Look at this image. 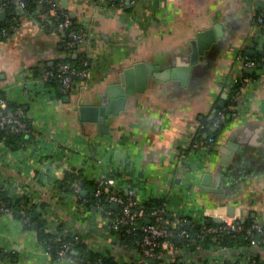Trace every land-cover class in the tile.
Listing matches in <instances>:
<instances>
[{
	"label": "crops",
	"instance_id": "0c3cea01",
	"mask_svg": "<svg viewBox=\"0 0 264 264\" xmlns=\"http://www.w3.org/2000/svg\"><path fill=\"white\" fill-rule=\"evenodd\" d=\"M54 2L83 29L86 42L66 51L61 34L32 26L17 6L18 29L0 42V89L7 101L25 105L35 132L18 150L0 144V188L6 182L15 196L47 206L60 222L51 226L42 219L51 234L77 232L86 251L111 256L118 264L128 263L137 250L120 251L118 231L105 213L81 206L73 193L61 190L64 170H77L89 181L110 179L139 204L163 199L169 218L231 217L226 210L234 206L233 216L264 221V59L243 65L244 58L264 52L251 10L256 0H138L121 8L109 7L107 0ZM217 23L221 34L190 64L191 40ZM79 53L93 62L87 89H43L29 82L32 96L26 93L29 70ZM134 64L143 68L133 72L134 90L110 119L108 132L100 134L97 123L81 121L78 107L99 104ZM176 67L190 69L172 76L168 70ZM237 81L242 90L232 95ZM217 110L225 119L213 129L214 143L208 149L187 148L188 132ZM204 174L211 176L208 185L202 184ZM222 249L227 248L213 247L199 258L200 250L183 247L176 257L239 264L254 256L229 249L221 255ZM0 250L10 255L0 264H83L76 256L51 258L36 229L26 228L13 211L0 213Z\"/></svg>",
	"mask_w": 264,
	"mask_h": 264
},
{
	"label": "built area",
	"instance_id": "2783aa9c",
	"mask_svg": "<svg viewBox=\"0 0 264 264\" xmlns=\"http://www.w3.org/2000/svg\"><path fill=\"white\" fill-rule=\"evenodd\" d=\"M43 1V0H40ZM50 7L46 12L47 15L53 19L57 20L56 25L52 28L54 31L64 34H67V39L65 40L66 47H74L77 45H84L86 42V33L82 28H76L69 18L68 13L64 10L58 8L57 4L48 0ZM109 7L112 8H121L127 2L131 6H135L138 0H107ZM257 3H253L251 10L253 11L255 22L259 28L261 38L264 44V0H256ZM4 6L5 3H2ZM16 5L25 9V2L23 0H18ZM26 13V18L31 23L32 26L36 27L39 30L47 31L49 28L40 18H44L46 15H40L38 10L27 11L23 10ZM40 16V18H38ZM18 29V25H11L12 32ZM0 35L6 38L10 37L9 30L2 28L0 30ZM264 50V47H263ZM255 61L250 58H244L243 65L245 67L255 66ZM93 73V62L87 56L83 61L80 67L76 68L71 66L68 62H60L56 66V70L47 69L42 67L35 72L34 70H29L27 76V83L25 87L26 93L29 96H32L30 91L29 82H34L40 84L43 89L53 88L54 86L51 83H57L58 86L65 90H73L74 92H81L84 89L89 87L91 81V75ZM246 82V78H242ZM217 118L212 122L213 127H217L221 121L224 120L225 114L221 110L216 111ZM0 129L5 131V133L13 132L18 133L22 132L29 135L34 130L29 123L23 118V110L20 106L15 109L7 108V100L2 96L0 89ZM203 129V125L197 123L194 130L188 132L187 134V148L198 149L204 148L208 149L215 141L213 136L205 135L203 138H198L197 135L199 131ZM0 144L5 145V137L3 136L0 139ZM7 147V146H6ZM8 184L5 182L3 189L8 192L9 196H15L7 190ZM107 187H111L112 190L107 194V201L109 204L116 203L119 206L117 213H113L112 210L105 211V217L110 225V228L113 231H118L119 226H124L125 231L129 232L131 229L139 227L143 231V236L135 241L136 250L139 253V257L135 261H128V264H143L146 260H150L155 257L157 254L164 252L168 258L169 262H182L184 264H218L217 262L209 261L208 263H202L194 258L190 261H182L176 257V252H179L183 247L174 245L170 242L169 236L178 230L179 227L188 221L187 217L180 216L178 218H169V208L167 205L163 204L158 207H154L150 210H145L136 197L128 192L124 195L120 193L119 190L115 187L114 183L110 179H102L97 188L94 191V197L96 198L93 206L101 209L100 198L103 192H108ZM82 192L80 184L75 183L74 192L76 199L80 197ZM16 197H25L20 195ZM30 204H35L39 207V212L41 219L48 222L51 226L59 224L57 220L48 210L47 206L42 205V202L29 200L22 205L20 212L23 225L25 226L30 222V217L26 213V207ZM81 206L85 207L83 203H80ZM140 205V206H139ZM12 208L5 205V203L0 202V213H9L12 212ZM145 219H149V222H146ZM143 220V221H142ZM244 217H221V222L223 223L220 227H203L202 232L212 233L219 230H224L227 232H239L244 233V238L248 240L251 246L262 247L264 246V221H251L247 226L243 225ZM180 235L188 236V233L181 229L178 231ZM65 232H61L58 237V240H63L60 248L57 250L58 258L62 259H73L68 254L70 250L69 241L65 240ZM71 239L73 242L77 243L79 241L78 233H72ZM45 251L48 253L49 247H44ZM195 250H200V245H196ZM49 254V253H48ZM257 260L254 257L247 256L239 260V264H256ZM259 262L264 264V255H260ZM165 264V263H161ZM220 264V263H219Z\"/></svg>",
	"mask_w": 264,
	"mask_h": 264
},
{
	"label": "trees",
	"instance_id": "16d2710c",
	"mask_svg": "<svg viewBox=\"0 0 264 264\" xmlns=\"http://www.w3.org/2000/svg\"><path fill=\"white\" fill-rule=\"evenodd\" d=\"M25 2V10L28 12L38 10L40 15H46L44 18H38L42 19V21L45 23V25L52 29L56 23L57 20L49 17L47 15V11L50 7V4L48 0H23ZM54 1V0H52ZM16 2L18 0H0V12L3 10L5 12V18H0V30L2 28H6L9 30V33L12 34L11 25H18L17 21V5ZM2 3H5L3 6ZM65 11V10H64ZM74 26L76 28H81L79 25L75 24L73 22ZM62 35V45L67 49L66 51H69V49H73V47H66L65 40L67 39V34L60 33ZM6 37L0 35V42L5 41ZM264 45V44H263ZM76 48V47H74ZM85 53H79L76 56H71V54L67 55L64 58L58 59L52 66H46L47 69H54L56 70V66L58 63L62 62H68L73 67H80L82 64V61L86 58ZM252 60L258 61L260 58L264 59V52H257V54L253 57H249ZM36 68V67H35ZM42 68V67H41ZM40 67L35 69V72H38ZM54 87H58L57 83H51ZM241 82L237 81L235 85L232 87L231 93L232 95H235L237 92H240L241 89ZM20 106L23 110V118L31 125L29 118L27 116V112L25 109L24 104L14 103L7 101V108L9 109H15L16 107ZM217 118L216 113L210 114L207 118H202L199 120V123L203 125V129L199 131V134L197 135L198 138H203L205 135H210L215 138L216 132L213 131L214 128L212 126V122ZM225 119V118H224ZM227 119V118H226ZM215 130H218V127ZM5 137V145L9 147L11 150H18L19 148H23L27 143H29L32 139V132L27 136L25 133L18 132H8L5 133V131L0 129V139L2 137ZM99 181H89L82 177L79 171L74 169H66L63 171L62 177L58 180L59 187L63 192L66 193H73L74 192V185L75 183H79L81 190L85 191V194L82 195L80 193V197L78 199V203H83L88 209H91L93 207V203L95 201L94 197V191L97 188ZM108 192H103L100 198L101 203V211L105 212L107 210H111V204L107 201V194H109L112 190L111 187H107ZM121 194H125L124 192L120 191ZM28 201L26 197H16V196H9L8 192L0 188V202L5 203V205L12 208L13 212L15 214L20 213L19 211L22 208V205H25V203ZM164 204L163 199L159 198H152L147 201H144L141 203V207H143L145 210H150L154 207H158ZM44 205V204H42ZM139 205V206H140ZM100 210V209H99ZM118 211H113V213H117ZM26 213L30 217V222L25 225L26 228L29 229H36L38 235H39V241L40 243H43L44 247H49L48 253L50 254L51 258H58L57 250L60 248V245L63 240H58V237L56 235L51 234L50 231L46 230L45 223L41 219V215L39 212V207H37L35 204H30L26 207ZM143 221V220H142ZM252 219L250 217L244 218L243 225L247 226ZM222 222H207V218H204V220L200 222L191 221V222H185L182 224L178 230H174V232L169 236V240L171 243L177 246H183L186 245L188 247L190 252L196 251L195 247L196 245H200V256L201 258L204 254L209 253L211 248H227L233 252H235L238 255H244L246 252L244 250L252 247L248 240L244 238V233L242 231L239 232H227V231H216L212 233H203L202 228L203 227H220L222 226ZM37 225V227H35ZM184 229L188 236L180 235L179 230ZM118 234H119V240L116 243L118 245V249L122 252L132 251L136 248L135 241L140 239L143 236V231L141 228L136 227L134 229H131L129 232L125 231L124 226H119L118 228ZM65 240L69 241L70 250L68 254L71 257L78 258L79 261L83 264H118V261L115 260L111 256H102L98 253L86 251L81 244L75 243L71 239V235L67 234L65 236ZM73 250L77 251V254H73ZM250 254V253H247ZM10 255L6 252H3L0 250V261L4 260L5 258H8ZM253 256V255H252ZM139 257V253L136 252L135 257L131 259V261H135ZM204 257V256H203ZM257 262L256 264H263L259 262L260 254H255L253 256ZM168 256L161 252L157 254L155 257H153L150 260H146L143 264H184L182 262H169ZM202 263L206 262V259L201 260ZM233 262H223L221 264H232ZM128 264V263H126Z\"/></svg>",
	"mask_w": 264,
	"mask_h": 264
},
{
	"label": "water",
	"instance_id": "95a60500",
	"mask_svg": "<svg viewBox=\"0 0 264 264\" xmlns=\"http://www.w3.org/2000/svg\"><path fill=\"white\" fill-rule=\"evenodd\" d=\"M3 15V12L1 13ZM221 34V25L219 23L214 24L211 28L200 30L196 33L195 38L191 40L190 46V54H189V63L195 64L198 61V56L203 53V50L208 47L209 43L215 40V36H219ZM143 65L134 64L132 67L124 69L122 73L119 75V80L116 84L109 86L108 92L106 93V97L102 98L99 104H85L80 105L78 107L79 118L83 122H93L97 123L99 127V133L105 134L108 132L109 121L113 117L117 116L123 109L126 103V94L133 92V85L131 83L132 74L135 71L136 73L142 69ZM147 73L149 72V63H146ZM190 67L187 68H172L171 71L172 76L178 72H188ZM246 70L251 71V68H246ZM166 71L165 73H168ZM160 76V75H156ZM162 78V76H160ZM107 95L110 99L107 98ZM221 105V104H220ZM202 184L208 185V179L211 177L210 174H204ZM84 194V192H82ZM111 207L114 210L118 209V205L116 203H112ZM227 215H234V206L227 207ZM146 222H149V219H145ZM221 222V217L212 216L207 218V222ZM37 227V225H35ZM246 253L251 254H264V246L257 247L252 246L246 250ZM227 249H222L219 251V254H227Z\"/></svg>",
	"mask_w": 264,
	"mask_h": 264
}]
</instances>
